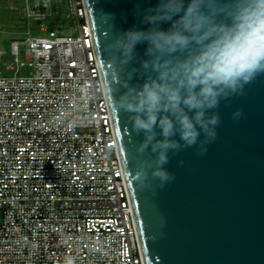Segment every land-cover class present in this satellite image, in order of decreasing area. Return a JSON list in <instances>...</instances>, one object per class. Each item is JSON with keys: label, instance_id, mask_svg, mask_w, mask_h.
<instances>
[{"label": "built area", "instance_id": "1", "mask_svg": "<svg viewBox=\"0 0 264 264\" xmlns=\"http://www.w3.org/2000/svg\"><path fill=\"white\" fill-rule=\"evenodd\" d=\"M50 1L23 12L47 18ZM70 3L76 32L13 38L0 69V264H145L86 6Z\"/></svg>", "mask_w": 264, "mask_h": 264}, {"label": "clouds", "instance_id": "2", "mask_svg": "<svg viewBox=\"0 0 264 264\" xmlns=\"http://www.w3.org/2000/svg\"><path fill=\"white\" fill-rule=\"evenodd\" d=\"M103 15L111 39L98 87L109 108L127 115L130 134L143 137L137 153L152 157L138 159L134 173L126 166V174L143 187L150 171L163 186L175 179L165 168L169 154L191 147L206 153L217 138L221 101L244 95L264 75V0H156L139 27L122 31L112 14Z\"/></svg>", "mask_w": 264, "mask_h": 264}, {"label": "water", "instance_id": "3", "mask_svg": "<svg viewBox=\"0 0 264 264\" xmlns=\"http://www.w3.org/2000/svg\"><path fill=\"white\" fill-rule=\"evenodd\" d=\"M155 3L84 0L103 76L111 39L110 17L103 13L122 31L139 27L143 10ZM137 57H144V46ZM244 92L215 110L221 122L206 153L191 147L169 154L165 168L175 179L163 186L150 171L143 187L126 174V166L134 173L138 159L152 157L137 153L143 137L130 134L127 115L111 109L145 264H264V75ZM238 109L243 116L234 120Z\"/></svg>", "mask_w": 264, "mask_h": 264}, {"label": "rangeland", "instance_id": "4", "mask_svg": "<svg viewBox=\"0 0 264 264\" xmlns=\"http://www.w3.org/2000/svg\"><path fill=\"white\" fill-rule=\"evenodd\" d=\"M24 0H0V44L5 53L0 61L2 73H11L6 69V64L13 61L14 55L11 52V40L13 38H25L30 34H44L45 27H57L64 31L78 30L77 21L72 15L70 0H51L48 3V10L51 15L44 19L27 16L23 12ZM30 32V34L28 33ZM24 44H20L19 55L25 58ZM26 67L21 68V73H27Z\"/></svg>", "mask_w": 264, "mask_h": 264}]
</instances>
